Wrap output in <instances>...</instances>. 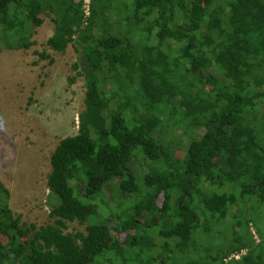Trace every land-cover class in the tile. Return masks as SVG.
<instances>
[{"label": "trees", "instance_id": "16d2710c", "mask_svg": "<svg viewBox=\"0 0 264 264\" xmlns=\"http://www.w3.org/2000/svg\"><path fill=\"white\" fill-rule=\"evenodd\" d=\"M247 2L206 0L198 16L181 20L194 0H89L88 15L83 0H0L3 47H30L33 32L22 20L32 23L34 11L48 7L54 31L47 45L58 52L73 45L75 69L87 70L98 59L86 100L99 109L82 113L79 132L51 153L52 223L31 224L22 239L21 216L9 207L0 181V260L175 264V252L206 254L226 234L223 241L231 244L220 259L264 264V230L243 215L245 208L252 211L245 196L264 208V0L239 12ZM126 11L135 16L127 30L119 21ZM159 35L173 44L165 47ZM115 103L120 112L104 115ZM199 120L206 123L203 131L193 124ZM184 125L190 127L183 156L165 153L162 135ZM93 166L113 184L98 180ZM81 214L89 221L85 231H66ZM208 220L231 223L232 233L222 228L211 236ZM152 226H160L149 233L154 244L144 245L142 231Z\"/></svg>", "mask_w": 264, "mask_h": 264}, {"label": "rangeland", "instance_id": "374dc122", "mask_svg": "<svg viewBox=\"0 0 264 264\" xmlns=\"http://www.w3.org/2000/svg\"><path fill=\"white\" fill-rule=\"evenodd\" d=\"M173 1L171 0L172 3ZM205 1L194 0L195 6L191 13L180 17L181 20L198 16L199 6H202ZM252 1L254 0H248V4L239 5L238 11L246 12V10L252 9L254 6ZM84 3V10L87 12L89 3ZM176 12L183 11L177 9ZM87 13L89 14V11ZM52 16L53 12L47 7L34 11L32 23L26 19L22 20L33 32L31 40L34 43L30 47L11 49L0 45V181L9 192L7 199L9 207L15 214L21 216L22 239L26 237L24 230L31 224L39 227L53 221L50 216L47 185V177L51 171L50 156L52 151L62 138L79 132V116L82 113L89 109L96 112L99 110L91 108L86 100V90L97 76L96 63L98 59L96 58L93 66L87 70L83 66H78L75 69L74 64L78 63V57L73 45H68L62 52L50 48L47 45V39L52 36L54 31ZM134 20V11L127 12L119 19L125 30L130 28ZM159 36L165 40V47L173 44L172 40H167L162 35ZM115 54L129 55L127 51L123 52L120 49H116ZM185 76L187 77L186 81L196 80L192 74ZM71 78L73 81H70ZM115 78L118 79V76ZM120 108L121 106L115 103L110 110L106 109L103 113L109 117L112 110L116 109L117 113L120 112ZM245 115L252 116L254 113L248 112ZM166 118L168 121L171 120L172 112L168 113ZM193 124L199 126L198 129L203 131L206 123L199 120L193 121ZM189 127V125H184L179 130L173 128L165 134V137L162 135L163 151L165 153L173 151L175 157L181 158L183 156V137ZM89 169L91 171V168ZM91 172L97 176L98 180L108 181L109 185L114 182V179L110 178L108 173L102 172L99 166H93ZM139 186L144 187L142 181L139 182ZM245 200L252 211L250 209L247 211L245 208L243 210L244 217L254 218L255 229L263 231L264 208L255 197L245 196ZM116 204L120 208L125 206L119 201ZM90 209L94 211L92 206ZM155 217L158 219L159 215ZM174 218L178 220V218ZM97 220L103 222L102 218ZM95 221L92 219V223ZM88 223L84 214H81L75 221L67 223L66 231H85ZM207 224L212 231L209 233L211 236L217 235L216 233L220 232L222 228H225L229 235L232 233L231 223L219 227L213 220H208ZM159 228L160 226H152L142 231V238L138 241L144 245H150L152 240L149 235L150 231ZM254 235L256 236V234ZM225 237L227 235L222 234L219 244L208 245L206 254L177 251L172 260L175 264H246L244 260L234 259L230 257L231 255H225V259H220L221 253L227 251L228 245L231 244L223 241ZM203 238L205 237L202 236ZM256 240H258L257 237ZM3 241L6 240L3 238ZM196 245L198 246L197 243ZM199 248L200 246L197 247V249ZM244 253L245 251L240 254ZM240 254L234 255V257L239 258ZM3 255L4 253L0 254V257ZM8 262L7 258L2 257L0 260V264H9Z\"/></svg>", "mask_w": 264, "mask_h": 264}, {"label": "built area", "instance_id": "2783aa9c", "mask_svg": "<svg viewBox=\"0 0 264 264\" xmlns=\"http://www.w3.org/2000/svg\"><path fill=\"white\" fill-rule=\"evenodd\" d=\"M84 2H87V3H89V0H83ZM84 6H85V3H84ZM89 11V4L87 5V12ZM87 12H85V13H87ZM88 14V13H87Z\"/></svg>", "mask_w": 264, "mask_h": 264}]
</instances>
